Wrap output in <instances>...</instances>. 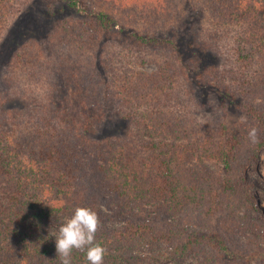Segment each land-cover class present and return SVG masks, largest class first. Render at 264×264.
<instances>
[{"label":"trees","instance_id":"trees-1","mask_svg":"<svg viewBox=\"0 0 264 264\" xmlns=\"http://www.w3.org/2000/svg\"><path fill=\"white\" fill-rule=\"evenodd\" d=\"M20 1L0 0V31ZM20 21L0 87V264H61L56 234L77 206L100 218L104 264H264L249 174L264 149V0H49ZM72 264L89 262L74 250Z\"/></svg>","mask_w":264,"mask_h":264},{"label":"rangeland","instance_id":"rangeland-1","mask_svg":"<svg viewBox=\"0 0 264 264\" xmlns=\"http://www.w3.org/2000/svg\"><path fill=\"white\" fill-rule=\"evenodd\" d=\"M49 0H40L37 2L31 0H22L16 5V10H11V8L7 9V22L8 25L0 31V87L4 84V78L6 74L7 60L9 57V52L11 51V47L13 42L10 35L18 31L16 23L19 20L20 16H23V20L19 22L18 25H29L32 22V19L37 20L38 17L42 18L44 14V10L47 9V5ZM14 11V12H13ZM206 20V12L199 10L198 11V22L203 23ZM20 27V26H19ZM13 28V29H12ZM153 68V66H150ZM201 94L205 99V108L213 113L215 111L221 112V105L223 100L221 97L216 95L213 90L210 88L201 89ZM201 96V95H200ZM218 112V113H219ZM227 119L230 123H239L241 121V116L243 113L239 109H229L227 111ZM250 177L253 178L257 182L256 192L257 197L260 203L261 208L264 210V149L261 153V159L255 165L250 167L249 171ZM260 180V181H259ZM70 218V216L66 217V220ZM255 258L259 256V254H254ZM250 256H247L246 260H249ZM141 264H173L170 259H163L158 261H150V262H142Z\"/></svg>","mask_w":264,"mask_h":264},{"label":"clouds","instance_id":"clouds-1","mask_svg":"<svg viewBox=\"0 0 264 264\" xmlns=\"http://www.w3.org/2000/svg\"><path fill=\"white\" fill-rule=\"evenodd\" d=\"M240 118L246 120L243 115ZM248 138L252 144L259 142L256 127L250 128ZM100 226L101 221L96 211L90 207L77 206L56 234L55 248L61 264H72L74 250L84 252L89 264H104L107 249L96 241Z\"/></svg>","mask_w":264,"mask_h":264}]
</instances>
